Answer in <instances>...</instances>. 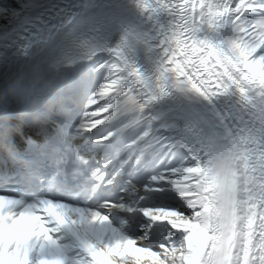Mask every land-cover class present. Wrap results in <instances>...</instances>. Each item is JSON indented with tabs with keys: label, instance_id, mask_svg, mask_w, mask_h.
<instances>
[{
	"label": "snow or ice",
	"instance_id": "6c2138e0",
	"mask_svg": "<svg viewBox=\"0 0 264 264\" xmlns=\"http://www.w3.org/2000/svg\"><path fill=\"white\" fill-rule=\"evenodd\" d=\"M86 3L0 0V30L4 32L0 40L18 49L72 43L77 59L89 60L96 52H107L123 64L129 47L125 37L112 47L98 37H92L86 47L75 44L74 38L87 32L78 22ZM136 6L156 21L160 57L155 75L148 79L131 65L102 64L109 73L107 82L86 97L78 131L92 132L112 118L113 99L126 79H132L144 93L141 107L171 90L190 93L208 104L220 99L227 103L211 120L186 117L174 141L186 153L179 163L160 169L139 188L128 184L131 192L171 193L188 214L163 206L141 209L150 221L141 228L144 235L104 247L88 245L86 258H77L74 264H115L114 257L125 255L135 256L137 264L145 256L152 264H264V0H222L214 14L222 31L213 36L198 23L204 9L213 7L204 0L199 5L197 0L176 4L155 0L151 5L136 0ZM141 38L142 33L136 35ZM106 96L101 105L99 101ZM40 103L39 94L19 85L0 92V145L8 151L0 155V180L38 179L48 161L68 164L73 155L75 165L81 162L67 146H38L24 135ZM55 103L56 110L62 111L61 101ZM52 115L50 110L46 119ZM112 135L96 137L94 143L103 144ZM167 146L166 141L161 147ZM107 166V162L102 165ZM106 175L100 172L96 180L105 182ZM57 187L55 177L47 180L46 194L18 213L13 211L18 198L0 195V264H67L50 250L56 231L51 222L65 223L64 205L49 198ZM104 203L115 207L110 200ZM93 219L106 221L108 217L97 214ZM254 224L259 229L258 242L253 239ZM154 225L161 230L153 237Z\"/></svg>",
	"mask_w": 264,
	"mask_h": 264
},
{
	"label": "bare ground",
	"instance_id": "6f19581e",
	"mask_svg": "<svg viewBox=\"0 0 264 264\" xmlns=\"http://www.w3.org/2000/svg\"><path fill=\"white\" fill-rule=\"evenodd\" d=\"M165 2L176 4L179 0H165ZM199 2L200 0H197L198 5ZM221 2L222 0H204L205 4H211L213 7L204 9V15L198 23L202 25L209 36L215 35L217 31H222L218 26V18L214 15L219 11L215 5ZM147 3L153 4L150 0H147ZM199 10L198 7L197 11ZM209 12L213 15H209ZM214 20L217 23H214ZM78 22L86 28L87 32L74 38L77 46L86 47L92 37H98L107 47L114 46L121 37H125L129 42V47L125 53L126 60L123 64L107 52H96L89 60L77 59L72 50V43L53 45L52 49L47 50L39 59L36 65L38 70L43 71L42 74L47 79L48 85L54 83L58 73L65 66L80 69L77 68L79 65L89 62L88 67L80 77L78 86L66 90L63 95V97L73 99L82 111L86 104V97L91 96L101 84L107 82L106 77L109 76V73L100 67L105 62H115L122 67L131 65L144 74L146 78L152 79L154 77L160 50L157 53L147 39L146 16L136 6V0H87L83 14L78 17ZM155 24L153 25L154 28ZM9 30L12 29L9 28ZM3 33V30H0V36ZM140 33L143 34V38L136 39V35ZM157 39L159 41L158 36ZM85 85L88 86L85 87ZM253 87L258 90V85ZM113 94L112 92L109 93V95ZM106 99H108L107 96L99 103L102 105ZM143 100L144 93L141 89L132 79H126L122 84V91L113 99L112 118L92 132L81 133L77 131L75 133V139L84 154H94L105 160V163L107 162L109 180L114 182L121 180L126 186L132 183L138 188L148 183L149 178L159 173L160 169L165 166L174 167L184 158L186 153L174 141H176L177 133L185 127L186 117L211 120L214 118V113L223 112L227 103L224 99H220L214 101L213 104H208L190 93H182L176 90H171L167 95L141 107ZM91 110H95V106H92ZM110 113L111 110L106 115ZM49 114L50 112L47 113L46 117ZM51 114H53L51 118L46 119L49 124L56 120L55 113L51 112ZM172 114H178L179 121L172 127L165 128L166 119ZM39 131L41 130L34 132ZM34 132L24 130V135L31 136ZM107 133H113L109 140L100 145L94 143L96 137ZM166 141L168 146L161 147ZM151 149H155V151H151ZM169 157H173L171 163L168 162ZM119 164H121L120 167H118ZM122 193L125 194L122 202L107 210L108 213L105 216L108 219L106 221L94 220V214L76 217L79 225L96 243L97 247L111 245L117 240L144 235L141 231L142 226L139 224L143 221L147 225L150 221L139 211V206L153 207L154 204H158L159 207L177 209L183 211L185 215L188 214L179 199L171 193L164 195L146 194L139 190L130 191V194L123 190ZM142 194L147 202L143 198L136 200V197ZM52 225L56 229L53 233L55 243L50 248L53 255L65 260L67 264H74L77 258H86V247L82 242L76 240L65 228L54 223ZM253 227L256 233L253 239L254 242H258L259 229L255 224ZM160 230L158 225H154L150 235L154 237ZM140 244L142 242H138V246ZM113 259L115 264H121V261L126 264H137L136 257L132 255L114 257ZM139 264H152V261L145 256L139 261Z\"/></svg>",
	"mask_w": 264,
	"mask_h": 264
},
{
	"label": "clouds",
	"instance_id": "9594fccd",
	"mask_svg": "<svg viewBox=\"0 0 264 264\" xmlns=\"http://www.w3.org/2000/svg\"><path fill=\"white\" fill-rule=\"evenodd\" d=\"M0 155H5V156L8 155L7 149L2 145H0ZM15 163H20V161H15Z\"/></svg>",
	"mask_w": 264,
	"mask_h": 264
},
{
	"label": "rangeland",
	"instance_id": "374dc122",
	"mask_svg": "<svg viewBox=\"0 0 264 264\" xmlns=\"http://www.w3.org/2000/svg\"><path fill=\"white\" fill-rule=\"evenodd\" d=\"M141 197V196H140ZM156 207V206H155ZM150 208H154V207H150ZM146 225L145 223H142V226ZM121 264H126L123 261H121Z\"/></svg>",
	"mask_w": 264,
	"mask_h": 264
}]
</instances>
